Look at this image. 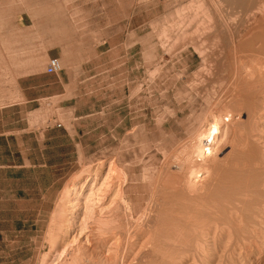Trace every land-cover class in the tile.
<instances>
[{"label": "rangeland", "instance_id": "rangeland-1", "mask_svg": "<svg viewBox=\"0 0 264 264\" xmlns=\"http://www.w3.org/2000/svg\"><path fill=\"white\" fill-rule=\"evenodd\" d=\"M262 3L0 0V264H264V89L241 109L256 84L230 82L229 52ZM198 19L206 40L191 45L180 28L190 36ZM50 57L62 71L46 73ZM214 122V151L190 163L206 170L187 183L177 158ZM120 187L148 219L117 210ZM209 227L222 231L216 255Z\"/></svg>", "mask_w": 264, "mask_h": 264}, {"label": "bare ground", "instance_id": "bare-ground-1", "mask_svg": "<svg viewBox=\"0 0 264 264\" xmlns=\"http://www.w3.org/2000/svg\"><path fill=\"white\" fill-rule=\"evenodd\" d=\"M254 2V1H253ZM200 4H201V2H200ZM264 3H262V5H260V7H258L257 9H253V11H250L249 13L250 14H248L246 17H247V19L248 18H250V20H252V23H251V25H249V24H245L244 25V27H240V28H243V30H241V32H240V34H239V36H238V38H237V36H232L231 38H230V41H231V45H232V48H231V45H228L230 48H231V50L229 51V52H231L232 53V55H233V57H234V59L236 60V63H237V68L235 69L234 68V70H235V72H234V74H233V77L231 76V79H230V82H241V81H243L247 86V89L249 90V87H248V85H250V86H252L253 85V83H255L256 85L254 86L255 87V92H253L252 91V94L251 93H249V95H246L245 97L246 98H241V103L239 104V106H241V109H242V107L243 108H247V109H251V106H252V104L250 103V102H252V98H257L258 96H256L260 91H262L263 89H264V5H263ZM255 5V4H254ZM250 8H252L251 6H249ZM248 8V7H247ZM246 8V9H247ZM200 12V11H199ZM201 12H202V10H201ZM240 14V13H239ZM247 14V13H246ZM199 15V14H198ZM245 16V15H244ZM243 16V17H244ZM200 18V17H199ZM192 20V19H191ZM190 20V21H191ZM233 20V19H232ZM198 21H199V19H198ZM202 21L203 20H201V21H199V22H196V24L193 26V29H192V32H190V36L188 35L187 36V31L188 30H186L185 29V27L183 28V27H181L180 28V36H181V39L182 40H187V38H189V42H191V45H192V43L196 40V41H201V40H203L204 38H206V37H204V36H202L203 35V33H205V28H204V30H201V23H202ZM234 21V20H233ZM184 23V22H183ZM192 23H193V21H192ZM192 23H190V24H192ZM211 24V23H210ZM203 25H205V24H203ZM243 25V24H242ZM203 28V27H202ZM211 29V28H210ZM239 29V28H238ZM189 31H190V29H189ZM208 31V30H207ZM215 35V34H214ZM179 36V37H180ZM206 36V35H205ZM217 36V35H216ZM211 39V38H210ZM205 40L206 39H204V42H205ZM195 41V42H196ZM215 41V40H214ZM187 42V41H186ZM196 43H199V42H196ZM200 43H202V42H200ZM186 44V43H185ZM220 44V43H219ZM198 45V44H197ZM198 48V47H197ZM227 48V47H226ZM202 51V49H199V51ZM205 52V51H204ZM217 53V52H216ZM200 54H202L201 52H200ZM203 55V54H202ZM205 55V54H204ZM204 55H203V58H204V60H206V57H204ZM212 55V54H211ZM231 56V55H230ZM231 58V57H230ZM232 61V60H231ZM213 63V62H212ZM236 65V64H235ZM210 68V67H209ZM213 68V67H212ZM210 71H212V70H210ZM230 74V73H229ZM236 84V83H235ZM252 84V85H251ZM229 85V84H228ZM235 87V86H234ZM244 87H245V85H244ZM226 90H224V92H223V94H226V96L227 95H231V94H233V92L235 91L234 90V88L233 89H231L230 88V86H228V87H226L225 88ZM247 90V91H248ZM239 96V95H238ZM237 97V96H236ZM248 98H249V103H248ZM256 101V100H255ZM232 102H235V99H234V97H233V99H232ZM238 106V105H237ZM238 106V107H239ZM257 107H258V105H257ZM253 108V107H252ZM240 110V109H239ZM254 110V109H253ZM255 111V110H254ZM241 112V111H240ZM258 112V111H257ZM256 112V113H257ZM255 113V112H254ZM229 114L230 113H228V115L227 116H229ZM252 114V113H251ZM256 115H260V114H256ZM220 116L222 117V115L220 114ZM226 116V117H227ZM232 116V115H231ZM230 116V117H231ZM250 116V115H249ZM226 117H224L223 116V118L222 119H226ZM251 117V116H250ZM257 117H259V116H257ZM217 118V117H216ZM234 117H232L231 118V120L233 119ZM219 119H221L220 117L218 118V120ZM221 119V120H222ZM228 119V118H227ZM253 119H255V118H253ZM260 119V118H259ZM229 121H230V119H229ZM255 121H257V119L255 120ZM221 122V121H220ZM228 122V121H227ZM219 129H220V127H219V122H214V123H212V124H210V126H209V128L204 132V133H201V135H200V138H198L197 140H196V142L194 143L193 142V146H191V153L190 154H188L187 155V157L184 159V160H182L181 159V157H185L184 155L183 156H180V154H176V155H178V156H180V158H177V157H175V158H177V161L176 160H174V161H176L177 162V165H174V169L176 170V172L177 173H179V174H188L187 175V180L188 181H186L187 183L189 182H191L192 181V176H194V178H196V177H198V174H200V173H203V170L205 169L206 170V167L205 166H203L202 164L201 165H199V167L197 168V169H195L194 168V166H192L190 163H196V162H199V161H197V160H194V156H196L197 158H201V160L203 159V160H208V158L207 159H204L205 157L204 156H206V155H209V154H212V151H214V149H213V146H214V144H215V141L217 140V135L219 134ZM250 134V133H249ZM247 137H249L250 138V136H247ZM245 145H246V143H245ZM188 146V145H187ZM188 148V147H187ZM245 148H246V146H245ZM181 149V148H180ZM172 152V151H171ZM176 152V151H175ZM182 152V151H181ZM185 154H186V152H184ZM188 153V152H187ZM214 153V152H213ZM163 154V153H162ZM175 155V154H174ZM163 156V155H162ZM171 156V155H170ZM156 157V156H155ZM204 157V158H203ZM206 157H208V156H206ZM120 155H117V157H116V159H115V167H116V169H113V170H117V172H118V174H120L119 176H120V179L122 180V178H124L125 177V174H126V172H125V169L123 168V167H121V164H120ZM153 158V157H152ZM150 159H151V157H150ZM156 158H154V160H155ZM144 160H146L145 158H144ZM143 159H142V161H144ZM165 162L162 164V166L163 167H167V166H171L172 164H170L169 165V158L167 157V155H165ZM141 161V162H142ZM148 161V160H147ZM146 161V162H147ZM196 161V162H195ZM159 162H161V161H159ZM203 162V161H202ZM201 163V162H200ZM205 163V162H204ZM207 163V162H206ZM149 164V163H148ZM161 164V163H160ZM199 164V163H198ZM149 165H151V163L149 164ZM152 166V165H151ZM157 167H159V166H157ZM189 170V171H188ZM144 171V170H143ZM173 171V170H172ZM208 171V170H207ZM146 172V171H145ZM205 172V171H204ZM113 173H115V172H113ZM157 173H159V172H157ZM175 173V172H174ZM160 174V173H159ZM206 174H208V172L206 173ZM127 176V175H126ZM145 177V176H144ZM143 177V178H144ZM147 177V176H146ZM172 178H175V176L174 177H172ZM207 179V178H206ZM126 180H127V178H126ZM174 180V179H173ZM184 181V180H183ZM118 182H119V180H118ZM200 182V181H199ZM202 183H204L203 181H201ZM201 182H200V184H201ZM126 183V182H125ZM124 183V184H125ZM179 183V182H178ZM181 183V182H180ZM185 184V183H184ZM194 184V183H193ZM191 185V188H192V186H194V185ZM187 185H189V184H187ZM120 186V185H119ZM119 186H118V188H119ZM200 186V185H199ZM127 188V187H126ZM247 188V187H246ZM118 191V190H117ZM119 191H120V196H119V201H118V204H117V210L118 209H120V208H123L122 210H123V212L125 213V215L126 214H129L131 217H132V219H135V221H137V223L138 222H142V221H144V220H146V218H147V214H148V212H147V210H148V206L147 207H145L144 209H141V210H135V209H132V207L129 205V201H127V197H126V195L125 194H127V193H125V190L122 188V187H120V189H119ZM186 191V190H185ZM188 191V190H187ZM198 191V190H197ZM245 191V190H244ZM246 191H248V190H246ZM251 191V190H250ZM153 192V191H152ZM199 192V191H198ZM72 193H73V195H72V198H75L76 196H77V186L75 185L73 188H72ZM119 192H117L116 193V195L118 194ZM168 193V192H167ZM189 193V192H188ZM247 193V192H246ZM245 193V194H246ZM249 193V192H248ZM248 193H247V195H248ZM153 194V193H152ZM187 194V193H186ZM197 194V193H196ZM244 194V193H243ZM192 195V194H191ZM118 196V195H117ZM200 196V195H199ZM191 197V196H190ZM202 197V196H201ZM172 200H174V198L172 199ZM84 203H85V201H84ZM87 203V202H86ZM117 203V202H116ZM177 203H179V202H177ZM138 207H139V205H137ZM64 207V206H63ZM141 207V206H140ZM263 207H264V205H263ZM263 207H262V209H263ZM137 208V207H136ZM60 209V208H59ZM185 209H187V206H186V208ZM151 210V209H150ZM264 210V209H263ZM149 211V210H148ZM178 211V210H177ZM183 211V210H182ZM259 212H260V210H258ZM122 212V211H121ZM120 212V213H121ZM179 212V211H178ZM264 212V211H263ZM262 210H261V215H262ZM118 213V212H117ZM191 214V213H190ZM264 214V213H263ZM115 215H117V214H115ZM149 215V214H148ZM121 216V215H120ZM189 216V215H188ZM117 217V216H116ZM115 217V218H116ZM125 217V216H124ZM254 217H257V216H254ZM121 218H122V216H121ZM149 218V217H148ZM147 218V219H148ZM131 219V218H130ZM175 219V218H174ZM118 220V219H117ZM121 220V219H120ZM127 220V219H126ZM256 220H260L259 218L258 219H256ZM54 221H56V220H54ZM260 221H263V219L262 220H260ZM116 222V221H115ZM118 222V221H117ZM264 222V221H263ZM134 223V222H133ZM252 225L254 226V228L253 227H251V226H248L249 228L251 227V228H253V230H252V232L254 231V233L256 234V236H257V239H258V234H257V232H258V227H260V226H258L259 224L258 223H256L254 220L252 221ZM146 224V223H145ZM209 224V223H208ZM251 224V223H250ZM249 224V225H250ZM116 225H118V224H116ZM211 225V224H210ZM264 225V224H263ZM213 226H215V225H213ZM58 227V226H57ZM117 228V227H116ZM118 228H120V227H118ZM114 229V228H113ZM223 229V228H222ZM225 229V228H224ZM50 230H53V229H50ZM55 230V229H54ZM120 230V229H119ZM119 230H117L116 229V231H119ZM220 230V228H217V227H209L208 228V231H205V232H203V235H204V237H208L209 238V240L211 241L210 243H211V247H209V248H212L211 249V252H214V254L217 252V249H218V244H219V240L221 239V232L219 233L218 231ZM262 230V229H261ZM115 231V232H116ZM260 231V230H259ZM61 232V231H60ZM139 232V231H138ZM261 232V231H260ZM58 233V232H57ZM140 233V232H139ZM224 233V232H223ZM262 233V232H261ZM264 233V232H263ZM115 234H117V233H115ZM142 234V233H141ZM250 234V233H249ZM260 234V233H259ZM202 235V234H201ZM202 235V236H203ZM261 235V234H260ZM55 236V235H54ZM54 236H53V238H54ZM57 236V235H56ZM138 236V235H137ZM251 236V235H250ZM253 236V235H252ZM117 237H118V235H117ZM135 237V236H134ZM228 237H230V236H228ZM254 237V236H253ZM263 237V234L261 235V237L260 238H262ZM59 238V237H58ZM120 238V237H119ZM250 238V237H249ZM52 239V238H51ZM205 239V238H204ZM229 239V238H228ZM231 239V238H230ZM263 239V238H262ZM50 240V239H49ZM48 240V241H49ZM120 240V239H119ZM122 240V239H121ZM120 240V241H121ZM151 240V239H150ZM208 240V241H209ZM243 240V239H242ZM241 240V241H242ZM53 241V240H52ZM224 241V240H223ZM230 241V240H229ZM51 242V241H50ZM50 242H48L49 243V245H50ZM205 242V241H204ZM207 242V241H206ZM205 242V243H206ZM238 242V241H237ZM197 243V242H196ZM221 243V242H220ZM227 243V242H226ZM224 243V245H226L227 246V244H228V246L229 245H231V243ZM234 243V245L236 244V242H233ZM249 243V242H248ZM248 243L247 242H245V243H243V244H241L240 242H239V244L242 246L241 248L242 249H244L245 250V252H246V250L247 249H249L248 247L250 246V245H248ZM254 243V242H253ZM252 243V244H253ZM117 244V243H116ZM147 244V243H146ZM145 244V245H146ZM149 244V243H148ZM151 244V243H150ZM152 245H153V242H152ZM197 245V244H196ZM195 245V246H196ZM223 245V247H225ZM234 245H233V247H234ZM238 244H236V246H237ZM254 245H256L255 243H254ZM119 246H120V244H119ZM136 246V245H135ZM135 246H133V248L135 247ZM200 246H201V244H200ZM183 247V246H182ZM208 247V246H207ZM230 247V246H229ZM233 247H231V248H233ZM238 247V246H237ZM145 248V247H144ZM201 248V247H200ZM230 248V249H231ZM234 248H236V247H234ZM251 248V247H250ZM257 248H258V246H257ZM119 249V248H118ZM190 249H192V248H190ZM223 250H226V249H224V248H222ZM230 249H229V251H230ZM189 250V249H188ZM198 250V249H197ZM243 250V251H244ZM250 250V249H249ZM54 251V250H53ZM131 251V250H130ZM190 251H192V250H190ZM193 251H195V250H193ZM192 251V252H193ZM199 251V250H198ZM228 251V252H229ZM239 251V250H238ZM242 251V252H243ZM256 251V250H255ZM200 252V251H199ZM207 253L208 252V250L207 251H205V248L203 247V248H201V252L200 253ZM218 252H219V250H218ZM218 252H217V254H218ZM240 252V251H239ZM244 252V253H245ZM250 252V251H249ZM48 253V252H47ZM224 253V252H223ZM60 254L61 255H59L60 256V258H61V256L64 254H62V252H60ZM67 254V253H66ZM117 254H118V252H117ZM191 254H194V253H191ZM197 254V253H196ZM195 254V255H196ZM213 254V255H214ZM242 254V253H241ZM68 255V254H67ZM130 255V254H129ZM205 255V254H204ZM211 255V254H210ZM216 255V254H215ZM221 255V254H220ZM225 255V254H224ZM194 256V255H193ZM193 256H192V258H193ZM219 256V255H218ZM66 257V256H65ZM71 257H73V256H71ZM70 257V258H71ZM207 257V256H206ZM209 257V256H208ZM214 257V256H213ZM220 257V256H219ZM59 258V259H60ZM69 258V259H70ZM198 259H200V258H198ZM43 260V259H42ZM42 260H41V264L43 263L42 262ZM68 260V259H67ZM71 260V259H70ZM120 260V259H119ZM88 261V260H87ZM193 261V260H192ZM207 261H209V260H207ZM196 263V262H195ZM203 263V262H202ZM44 264V263H43ZM65 264V263H64ZM69 264V263H68ZM119 264H121V263H119Z\"/></svg>", "mask_w": 264, "mask_h": 264}, {"label": "crops", "instance_id": "crops-1", "mask_svg": "<svg viewBox=\"0 0 264 264\" xmlns=\"http://www.w3.org/2000/svg\"><path fill=\"white\" fill-rule=\"evenodd\" d=\"M31 17L29 16V14L25 13V12H21L19 17H18V25L20 26V28H26V27H31L33 25V23H30L27 21V19H30ZM42 84H48V81H44V82H40ZM52 86H46V89H50ZM54 95V91H50L47 93V98H51ZM4 129L0 128V132H3ZM3 133H0V135H2Z\"/></svg>", "mask_w": 264, "mask_h": 264}, {"label": "built area", "instance_id": "built-area-1", "mask_svg": "<svg viewBox=\"0 0 264 264\" xmlns=\"http://www.w3.org/2000/svg\"><path fill=\"white\" fill-rule=\"evenodd\" d=\"M62 69H63L62 62L60 61L58 57L49 58L47 68H46V73L57 74L60 71H62Z\"/></svg>", "mask_w": 264, "mask_h": 264}]
</instances>
